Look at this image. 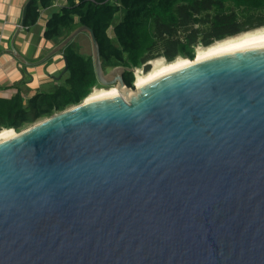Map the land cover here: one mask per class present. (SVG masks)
<instances>
[{
    "label": "water",
    "instance_id": "95a60500",
    "mask_svg": "<svg viewBox=\"0 0 264 264\" xmlns=\"http://www.w3.org/2000/svg\"><path fill=\"white\" fill-rule=\"evenodd\" d=\"M83 32L130 91L0 139V264H264V42L141 88L87 25L35 63Z\"/></svg>",
    "mask_w": 264,
    "mask_h": 264
},
{
    "label": "trees",
    "instance_id": "16d2710c",
    "mask_svg": "<svg viewBox=\"0 0 264 264\" xmlns=\"http://www.w3.org/2000/svg\"><path fill=\"white\" fill-rule=\"evenodd\" d=\"M54 3L29 0L24 27L34 26L41 10ZM82 25L94 30L105 71L117 66L148 71L151 60L194 59L198 46L264 26V0H68L49 18L45 38L61 41ZM111 27L116 43L109 34ZM63 52L68 60L66 77L52 90L38 92L27 102L20 91L11 99L0 98V130L21 131L82 103L94 88L102 87L92 55L77 51L72 42ZM124 80L133 87L134 72L127 70Z\"/></svg>",
    "mask_w": 264,
    "mask_h": 264
},
{
    "label": "crops",
    "instance_id": "0c3cea01",
    "mask_svg": "<svg viewBox=\"0 0 264 264\" xmlns=\"http://www.w3.org/2000/svg\"><path fill=\"white\" fill-rule=\"evenodd\" d=\"M28 1L0 0V98L11 99L20 91L26 102L38 92L52 90L66 77L65 73L57 79L66 67L63 51L44 63L35 62L60 42L45 38V29L49 18L68 5V0H58L41 10L40 19L34 26L20 28ZM79 35L72 43L80 52Z\"/></svg>",
    "mask_w": 264,
    "mask_h": 264
},
{
    "label": "bare ground",
    "instance_id": "6f19581e",
    "mask_svg": "<svg viewBox=\"0 0 264 264\" xmlns=\"http://www.w3.org/2000/svg\"><path fill=\"white\" fill-rule=\"evenodd\" d=\"M264 42V27L256 28L246 32H242L235 36H230L223 40L216 41L208 46H198L196 50V56L194 59L178 56L173 61H166L164 57H160L152 60V69L145 72L143 69L138 68L136 70V87L141 88L146 84L165 76L169 73L175 72L182 68H185L195 62H199L208 59L218 53L226 50L246 47L253 44ZM130 91L129 88L120 89L117 85L110 88H95L88 96L87 101L97 100L104 97L112 96L114 94H127ZM15 131L13 128H3L0 130V139L13 134Z\"/></svg>",
    "mask_w": 264,
    "mask_h": 264
},
{
    "label": "rangeland",
    "instance_id": "374dc122",
    "mask_svg": "<svg viewBox=\"0 0 264 264\" xmlns=\"http://www.w3.org/2000/svg\"><path fill=\"white\" fill-rule=\"evenodd\" d=\"M122 17V15L119 13L118 14V17H117V20L118 19H120ZM109 34H110V36L112 37V39H113V41L116 43V39H115V35H114V31H113V27H111L110 28V30H109ZM77 40L81 43V45H82V47L80 48V52L81 53H83V54H85V55H93V48H92V42H91V38H90V35H89V33L88 32H83V33H81L80 35H79V37L77 38ZM160 58V57H159ZM166 60V59H165ZM167 61V60H166ZM152 63V60L151 61H149L148 62V64L149 63ZM141 69H143V68H141ZM152 69V64L150 65V69L149 70H151ZM112 70V68L111 69H108V70H106L105 72L107 73V74H111V71ZM144 70V69H143ZM148 70V71H149ZM145 71V70H144ZM145 72H147V71H145ZM136 82V81H135ZM102 87H100V88H110V87H112V86H104V85H101ZM41 120H43V119H41ZM40 121V120H39ZM38 122V121H37ZM36 123V122H35ZM34 123V124H35ZM33 125V124H32ZM29 126H31V125H29ZM29 126H27V127H29ZM26 127V128H27Z\"/></svg>",
    "mask_w": 264,
    "mask_h": 264
},
{
    "label": "built area",
    "instance_id": "2783aa9c",
    "mask_svg": "<svg viewBox=\"0 0 264 264\" xmlns=\"http://www.w3.org/2000/svg\"><path fill=\"white\" fill-rule=\"evenodd\" d=\"M55 2H58V0H55Z\"/></svg>",
    "mask_w": 264,
    "mask_h": 264
},
{
    "label": "flooded vegetation",
    "instance_id": "af4514ba",
    "mask_svg": "<svg viewBox=\"0 0 264 264\" xmlns=\"http://www.w3.org/2000/svg\"><path fill=\"white\" fill-rule=\"evenodd\" d=\"M136 81V80H135ZM113 86H115V85H113Z\"/></svg>",
    "mask_w": 264,
    "mask_h": 264
}]
</instances>
